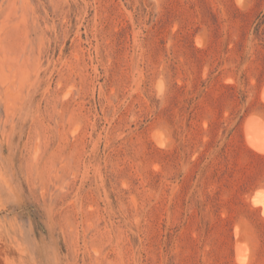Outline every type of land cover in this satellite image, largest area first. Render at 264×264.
Instances as JSON below:
<instances>
[{
	"label": "rangeland",
	"instance_id": "374dc122",
	"mask_svg": "<svg viewBox=\"0 0 264 264\" xmlns=\"http://www.w3.org/2000/svg\"><path fill=\"white\" fill-rule=\"evenodd\" d=\"M263 92L264 0H0V264H264Z\"/></svg>",
	"mask_w": 264,
	"mask_h": 264
},
{
	"label": "bare ground",
	"instance_id": "6f19581e",
	"mask_svg": "<svg viewBox=\"0 0 264 264\" xmlns=\"http://www.w3.org/2000/svg\"><path fill=\"white\" fill-rule=\"evenodd\" d=\"M264 93V92H263ZM262 99L263 96H262ZM255 115V114H254ZM249 121H247L245 123V136L247 137V143H248V146L255 150V151H261L264 149V128L263 127H260V126H257L258 124H260V120H256L254 118V120H252V118H248ZM254 122H252V121ZM258 123V124H256ZM261 123L263 124V122L261 121ZM246 139V138H245ZM262 152V151H261ZM263 153V152H262ZM260 191V190H259ZM259 191H257V193H259ZM256 193V192H255ZM252 201L255 203V204H259L262 209H264V197L262 195H255L254 198L252 199ZM252 202V204H253ZM259 205H256V206H259ZM255 206V205H254ZM264 212V211H263ZM239 249V248H238ZM242 248H240V250L238 251H241ZM243 250V249H242ZM240 253V255H242L243 253L241 252H238ZM237 253V254H238ZM247 255V254H246ZM242 258V257H241ZM243 260H246L243 258ZM242 260V261H243Z\"/></svg>",
	"mask_w": 264,
	"mask_h": 264
}]
</instances>
